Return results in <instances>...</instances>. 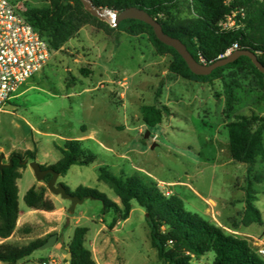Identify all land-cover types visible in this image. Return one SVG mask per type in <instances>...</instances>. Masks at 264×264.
<instances>
[{
  "label": "rangeland",
  "instance_id": "1",
  "mask_svg": "<svg viewBox=\"0 0 264 264\" xmlns=\"http://www.w3.org/2000/svg\"><path fill=\"white\" fill-rule=\"evenodd\" d=\"M11 1L21 12L48 5L46 0ZM78 15L84 22L77 32L22 84L10 101L14 107L0 110L2 162L12 150L34 149L37 163L53 165L60 158L56 146L63 140L89 135L83 146L93 157L80 158L57 183L71 191L79 185L89 187L118 203L108 185L97 179V169L107 165L114 175L138 174L156 182L165 195L179 196L185 211L226 227L225 232L245 239L248 245L252 236H263V223L248 229L250 225L241 223V202L249 179L264 222V160L258 159L250 173L245 164L233 161L226 125L241 115L264 118V76L248 64L226 68L207 82L173 76L168 71L173 55L159 54L149 33L132 36L104 20L97 24L82 12ZM172 15L174 19L189 17L188 4L183 2ZM156 102L166 106L167 113L149 128L140 107ZM146 131L148 137L143 138ZM20 172L19 208L27 209L22 198L34 184L57 209L51 217L37 213L26 217V225L16 234V238L24 237L20 244L57 233L66 256L64 243L80 226L89 229L86 245L107 249L112 264H161L150 245L145 213L136 202L112 234L107 227L112 214L101 215L100 201L84 198L70 212L71 202L51 193L45 180L36 181L29 162ZM258 175L263 178L260 183L255 181ZM102 224L105 227L100 230ZM54 248L36 249L23 264L47 260ZM212 258L207 253L193 258V263L211 264ZM53 259L66 263L65 257Z\"/></svg>",
  "mask_w": 264,
  "mask_h": 264
},
{
  "label": "trees",
  "instance_id": "2",
  "mask_svg": "<svg viewBox=\"0 0 264 264\" xmlns=\"http://www.w3.org/2000/svg\"><path fill=\"white\" fill-rule=\"evenodd\" d=\"M47 6L33 8L22 12L24 20L32 26L38 35L47 43L50 52L58 51L77 32L84 22L80 19L81 12L95 21L101 20L92 16L84 8L80 0H46ZM97 8H107L117 13L134 6L145 10L159 22L164 33L179 39L187 51L198 62L199 55L209 65L225 57V52L237 45L236 51H250L264 67V2L259 0H90ZM183 2L188 4L190 16L174 19L173 12ZM241 10L243 18L237 13ZM232 12H236L235 20L240 24L232 30H220L219 22ZM115 29L135 36L147 32L159 54L171 53L173 59L168 65V71L173 76L186 80L211 81L217 78L226 68H241L248 64L258 76H264L247 56L240 55L233 61L213 69L207 75H196L187 67L177 52L159 42L152 28L139 20L124 19L114 25ZM159 92L156 93L158 97ZM141 118L144 124L153 128L158 125L167 108L158 102L142 105ZM258 122L256 126L254 123ZM229 155L238 163L245 164L250 173L258 159L264 160V118L241 115L226 125ZM60 153L59 160L53 165H40L41 169L51 168L59 176L80 163L84 156L93 154L83 146L82 140L65 139L61 146H56ZM8 159L10 166L0 169V238L9 237L16 226L18 207L17 179L20 169L28 162L35 161L36 151L12 150ZM255 181H263L262 176H255ZM50 175L45 177V181ZM97 179L108 185L118 203L110 200L105 194L95 189L79 185L71 191L62 184L66 191L79 198H90L101 202V215L111 213V221L107 224L113 229L118 221L129 217L132 202L143 209L151 247L156 250V256L161 264H194L193 258L212 253L211 264H264L261 258L247 243L233 234H228L223 228L195 213L185 211L183 200L177 195H165L156 182L146 180L138 174L114 175L109 166L103 165L97 169ZM244 212L243 226L263 223L261 212L255 204L252 183L248 179L243 189ZM26 207L52 211L54 204L46 198L42 188L30 187L23 195ZM163 227H165L163 229ZM88 229L77 226L67 244L66 253L70 254L68 264H97L90 250L84 245ZM36 239L26 245L15 246L0 244V262L16 264L17 261L29 256L49 236Z\"/></svg>",
  "mask_w": 264,
  "mask_h": 264
},
{
  "label": "built area",
  "instance_id": "3",
  "mask_svg": "<svg viewBox=\"0 0 264 264\" xmlns=\"http://www.w3.org/2000/svg\"><path fill=\"white\" fill-rule=\"evenodd\" d=\"M230 1L225 0V3ZM21 13L17 4L11 0H0V110L10 103L29 77L45 66L51 53L47 43L24 20ZM237 13L243 18L241 10ZM235 15L236 12H232L225 16L218 24L220 30L227 31L239 27ZM236 49L237 45L233 44L224 56ZM199 61L200 64H206L200 55ZM251 244L249 246L264 259V235L258 238L252 237ZM39 264H55V262L48 259Z\"/></svg>",
  "mask_w": 264,
  "mask_h": 264
},
{
  "label": "water",
  "instance_id": "4",
  "mask_svg": "<svg viewBox=\"0 0 264 264\" xmlns=\"http://www.w3.org/2000/svg\"><path fill=\"white\" fill-rule=\"evenodd\" d=\"M80 1L89 14L98 18L99 20L106 21L108 24L116 25L119 21L124 19H135L145 24H148L152 28L153 34L156 37V39L159 42L173 48L177 52V54H179L181 58L184 60L189 70L196 75H207L213 69L233 61L240 55L249 57L252 63L257 67V69L260 72L264 73V67L257 61L255 55L250 51H233L229 55L223 58H219L209 65H203L198 63L192 57V55L187 51L186 47L182 44V42L179 39L173 38L167 35L166 33H164L159 22L156 21L154 18H152L143 9H139L137 7L131 6L122 10L120 13H117L116 11L110 9L97 8L91 3L90 0H80ZM100 14H105L106 16L102 17ZM13 107L14 105L10 103L5 105L6 109ZM148 134L149 131H146L145 134L143 135V138H147ZM2 160H3V155L0 154V169L11 165V161L9 159L7 160V162H2ZM29 167L32 170L36 181H42L45 179L47 175H50V178L46 181L47 189L54 195H59L62 199L69 200L71 202L69 208L70 212L74 210V207L77 204H80L84 200V198H79L75 195L70 194L69 192L66 191L65 187L61 183H57L56 181L59 175L53 169L51 168L41 169L40 164L37 163L36 161L29 162ZM57 240H58L57 233L50 234L46 238V240L39 246V248L40 249L50 248L57 243ZM65 258L66 260H69L70 254L67 253Z\"/></svg>",
  "mask_w": 264,
  "mask_h": 264
},
{
  "label": "crops",
  "instance_id": "5",
  "mask_svg": "<svg viewBox=\"0 0 264 264\" xmlns=\"http://www.w3.org/2000/svg\"><path fill=\"white\" fill-rule=\"evenodd\" d=\"M88 138H89V135H81V136L77 137V139L82 140V142L83 141H87ZM67 139H71V138H67ZM23 150H33V149H23ZM9 153L8 154H5L6 159H4V160H6V161H4V162H7ZM40 165H44V164H40ZM46 166H48V165L46 164ZM20 177H21V172H20ZM165 182L168 183V184L169 183H172V181H165ZM35 186L36 185H34V184L31 185V187H35ZM191 190H192V192H193V194L195 196H197L200 199L203 198L195 189L191 188ZM241 206L244 208V202L243 201L241 202ZM18 207H19V204H18ZM56 210L57 209H55V206H54V210H52V211L35 210V209L28 208V207H27V209H24V210H21L19 208L18 219H17V223H16V226H15V229H14L13 233L9 237H7V238H0V244H10V245H15V246H22V245L28 244V243H26V244H20L22 242H19V241H21L24 237L16 238V234H17V231H18L19 227H22L23 225H26V223H27L26 221H28V220H26V217H28L31 213H37V215H47L48 217H51L52 213H54ZM39 213H41V214H39ZM41 217H45V216H41ZM100 220H102V219H100ZM126 220H124V221H118L117 224L115 225V227L113 229H110V230H112L111 233L113 234V232H115V230L117 229V227L121 226L122 223H124ZM262 221H263V219H262ZM263 224H264V222H263ZM252 226L253 225H250L249 227H246V229L252 228ZM104 227H105V225L102 224L101 227H100V230H102ZM222 228H226V227H223L222 226ZM250 232L256 233L257 231L254 230V229H251ZM88 233H89V229H88V231H87V233L85 235V238H84V245H85V247H87L90 250L91 255H92V258L94 259V261L97 264H112L110 262L112 260V258H111V255H110V253H109V251L107 249H104V248L98 249V247L96 248V246H92L90 248V247H88L86 245V239L88 237ZM21 235H23V234H21ZM38 239H41V238H38ZM67 243H69V242H67ZM67 243L66 242L64 243L65 246L67 245ZM61 244L62 243L58 240V243H56L54 246H52V247H55L54 248L55 249L54 250V254H49L48 256H46L47 260L48 259H52L55 262V264H59V261L54 260L53 257H56V258H60V257H63L64 258L65 257V252L62 250ZM66 249H67V246H66ZM25 259H26V257L23 258V259H21V260H19V261H17L16 264H23V262L25 261ZM1 263L2 264H6V263H3V262H1ZM65 264H68V263L66 262Z\"/></svg>",
  "mask_w": 264,
  "mask_h": 264
},
{
  "label": "bare ground",
  "instance_id": "6",
  "mask_svg": "<svg viewBox=\"0 0 264 264\" xmlns=\"http://www.w3.org/2000/svg\"><path fill=\"white\" fill-rule=\"evenodd\" d=\"M102 17H105L106 15L105 14H100Z\"/></svg>",
  "mask_w": 264,
  "mask_h": 264
}]
</instances>
